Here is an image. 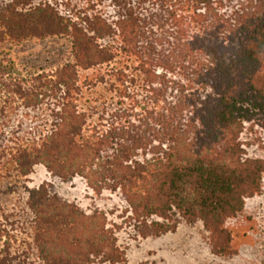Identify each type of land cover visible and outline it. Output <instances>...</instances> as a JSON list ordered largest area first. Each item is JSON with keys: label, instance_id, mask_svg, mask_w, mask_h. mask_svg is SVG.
I'll use <instances>...</instances> for the list:
<instances>
[{"label": "trees", "instance_id": "obj_1", "mask_svg": "<svg viewBox=\"0 0 264 264\" xmlns=\"http://www.w3.org/2000/svg\"><path fill=\"white\" fill-rule=\"evenodd\" d=\"M59 1L0 3V43L64 38L71 49L70 63L33 81L27 99L54 108L48 133L16 150L22 174L42 166L119 196L143 239L201 223L215 257L239 256L251 237L229 222L264 196V0H96V13H64ZM94 68L106 69L114 102L90 127L78 69ZM27 207L40 264H127L107 213L45 184L28 191ZM4 218L0 264L13 239ZM255 232L264 240V226Z\"/></svg>", "mask_w": 264, "mask_h": 264}, {"label": "rangeland", "instance_id": "obj_2", "mask_svg": "<svg viewBox=\"0 0 264 264\" xmlns=\"http://www.w3.org/2000/svg\"><path fill=\"white\" fill-rule=\"evenodd\" d=\"M40 1L43 0H35V4ZM93 1L91 5L88 0H60L58 3L64 13L68 9L96 13V0ZM70 62V43L64 38L30 40L20 45L0 43V215L8 221L13 236L7 264H40L29 247L33 217L27 200L29 190L44 184L53 195L87 213H107L110 225L118 229V244L125 253L127 264H260L264 259V240L255 230L264 226V196L248 201L246 212L229 222L236 234L246 233L251 237L242 245L240 255L218 258L210 251L207 233L201 223L182 221L167 235L143 239L125 223L123 217L127 205L119 196L97 197L81 178L66 182L42 166L34 167L28 175L22 174L15 163L16 150L48 133L52 120L50 109L54 108L50 99L40 106L27 99L34 93L33 81L39 76L52 75ZM105 72V68L78 69L81 93L76 103L87 113L90 127L96 126L104 107L114 102V88L110 83L101 82ZM20 88L22 92L18 95L16 91ZM250 153L260 155L256 148ZM3 248L2 245L0 253Z\"/></svg>", "mask_w": 264, "mask_h": 264}]
</instances>
